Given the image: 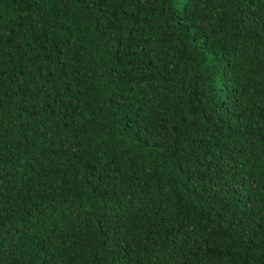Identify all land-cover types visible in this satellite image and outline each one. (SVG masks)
<instances>
[{
	"label": "trees",
	"instance_id": "trees-1",
	"mask_svg": "<svg viewBox=\"0 0 264 264\" xmlns=\"http://www.w3.org/2000/svg\"><path fill=\"white\" fill-rule=\"evenodd\" d=\"M0 264H264V0H0Z\"/></svg>",
	"mask_w": 264,
	"mask_h": 264
},
{
	"label": "rangeland",
	"instance_id": "rangeland-1",
	"mask_svg": "<svg viewBox=\"0 0 264 264\" xmlns=\"http://www.w3.org/2000/svg\"><path fill=\"white\" fill-rule=\"evenodd\" d=\"M183 3V0H173V4L175 8L180 9L181 5Z\"/></svg>",
	"mask_w": 264,
	"mask_h": 264
}]
</instances>
